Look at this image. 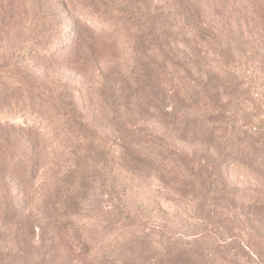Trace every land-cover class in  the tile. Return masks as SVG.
<instances>
[{"label": "rangeland", "instance_id": "obj_1", "mask_svg": "<svg viewBox=\"0 0 264 264\" xmlns=\"http://www.w3.org/2000/svg\"><path fill=\"white\" fill-rule=\"evenodd\" d=\"M0 264H264V0H0Z\"/></svg>", "mask_w": 264, "mask_h": 264}, {"label": "trees", "instance_id": "obj_2", "mask_svg": "<svg viewBox=\"0 0 264 264\" xmlns=\"http://www.w3.org/2000/svg\"><path fill=\"white\" fill-rule=\"evenodd\" d=\"M193 12L196 15V19L193 23L192 33L199 41L212 53L220 58L222 56V47L224 46V37L220 33V28L218 26L207 25V23L202 22L201 15L203 14V9L198 5L197 2H193ZM115 13L118 14H128V11L121 8H115ZM198 18L197 16H199ZM194 51V60L193 63L197 66H201L204 63L205 55L200 50H193ZM254 126L257 129H263L262 122H254Z\"/></svg>", "mask_w": 264, "mask_h": 264}]
</instances>
